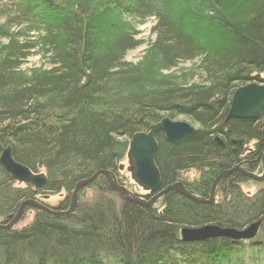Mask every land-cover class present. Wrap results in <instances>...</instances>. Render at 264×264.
Returning a JSON list of instances; mask_svg holds the SVG:
<instances>
[{
	"label": "trees",
	"instance_id": "trees-1",
	"mask_svg": "<svg viewBox=\"0 0 264 264\" xmlns=\"http://www.w3.org/2000/svg\"><path fill=\"white\" fill-rule=\"evenodd\" d=\"M71 1L66 11L57 0L14 2L16 15H2L24 30L6 34L8 42L0 48V143L10 146L14 160L32 173L44 170L47 183L38 192L31 186L15 188L0 165V220L7 222L37 194L65 192L57 210L67 211L78 182L103 170L117 176L132 137L166 117L188 118L200 129L176 142L157 135L162 189L180 183L182 173L206 171L200 184L183 183L208 200L213 181L238 162L239 152L232 151L229 138L246 136L260 148L264 144L255 123L226 119L238 89L264 82V0H250L239 19L223 13L225 0H199L206 23L215 26L220 40L212 50L158 9L157 2L167 0ZM126 16L154 18L152 49L162 62L174 68L201 60L211 84L168 87L124 102L106 99L107 85L141 44L135 35L120 31L119 21ZM40 47L51 68L25 81L22 63ZM246 180L237 172L225 177L222 198L213 205L170 191L159 209L126 200L99 176L79 192L72 214L36 210L23 229H0V264H264V227L252 241L180 240L183 228L242 230L264 220V191L246 195L241 189ZM92 188L95 194L87 200L84 193Z\"/></svg>",
	"mask_w": 264,
	"mask_h": 264
},
{
	"label": "rangeland",
	"instance_id": "rangeland-1",
	"mask_svg": "<svg viewBox=\"0 0 264 264\" xmlns=\"http://www.w3.org/2000/svg\"><path fill=\"white\" fill-rule=\"evenodd\" d=\"M23 1L24 0H0V48L8 42L7 37H5L6 34L16 35L17 33L20 34V32L24 30V28L17 29L13 26V24L6 23L4 17L2 16L6 13L7 15H10V17L16 15L14 13L15 11L13 3H23L22 6L28 5ZM28 2H31V4H38L40 0H28ZM57 2V5L60 6V9L63 8L62 10L65 11L68 10L67 5L70 6L72 4L71 0H57ZM160 2L162 1L157 2L159 5H161L158 7V9L172 17V19L178 25H182L184 27V31L192 35L201 44L212 50L214 49L215 43H220V40H218V38L215 36V26L213 27V25H208L206 23L207 14L206 12H204L205 10L203 9L202 3H200L199 0H167L165 2L163 1L164 3L162 4H160ZM249 3L250 0H225L222 10L223 13L233 15L236 19H239L243 16L242 7L248 5ZM119 23V29L121 32L123 31L124 33L135 35L141 44L137 49L127 54L125 60L126 67L120 69L119 71H116L114 80L109 83V86L107 85V89L109 90V88H111L112 91H109L106 99L109 100L110 98H112L113 100L114 98L115 101L124 102L133 95L144 94L149 91H158L168 87L190 85L207 86L211 84L210 76L205 71L204 63L201 60L195 62H182L174 68L168 67L162 62V59L158 55V53L152 49V45L155 41V35L153 33V27L155 25L154 18H145L142 20L126 16L120 19ZM50 68L51 66L49 63V55L46 53V49L40 47L39 49L33 51L30 57L26 59L24 63H22L20 74L25 81H30L34 75L45 72ZM252 83L256 82H250L249 84ZM262 84H264V82L260 83L259 85ZM229 94L230 92H228V94L225 96L224 105H226V103L228 102V99L230 97ZM174 121H182L189 124L191 123L194 128H196L197 130L200 129V126L198 124H195L188 118L176 117L174 118ZM254 144L255 147H259V145L255 141L252 142V145ZM126 155L127 153L124 154V158L120 163V170L117 176L114 174L113 175L117 180V183L120 186L125 187L133 196L140 197L148 201L154 195H149L131 180V176L127 172L128 161ZM255 165L256 172L255 174H253L257 177L264 178L263 163L258 162ZM240 169L243 170L242 168ZM205 172L202 173L198 170H191L189 172L187 171L180 175L179 181L182 182L183 185V182L187 183L188 185H194L198 182L200 184L203 180V175L206 174ZM36 174H45V171L39 169ZM216 180L217 178L211 185L208 200L210 199L212 186ZM222 180L215 187L216 202H219L222 198L221 194L219 193ZM14 187L23 189L27 188V185L20 184L15 181ZM184 187L189 194L199 199L205 200L204 198L191 193L185 185ZM241 189L246 195L253 196L258 192L264 191V180L258 182L247 179L241 184ZM33 190L35 189L33 188ZM95 191L96 188H92L89 191H86L84 193L85 198L87 200H91L93 195L95 194ZM66 197L67 195L65 192H61L57 195L46 196L37 194L36 200L41 204L49 207L50 209L54 208L56 211H58L57 208L63 201L66 200ZM80 198L81 195L78 196V200ZM163 198L160 199L152 207L160 209L162 206ZM35 212L36 209L32 208H30L28 211L25 210L19 222L12 229L15 228L20 230L31 224L34 220L36 214ZM4 221L5 220H0V223L3 224Z\"/></svg>",
	"mask_w": 264,
	"mask_h": 264
},
{
	"label": "water",
	"instance_id": "water-1",
	"mask_svg": "<svg viewBox=\"0 0 264 264\" xmlns=\"http://www.w3.org/2000/svg\"><path fill=\"white\" fill-rule=\"evenodd\" d=\"M227 120L240 119L249 121H264V84L252 83L238 89L232 98L231 107L227 114ZM196 129L189 123L182 121H174L170 118H163L160 122L150 126L147 132L135 134L130 143L127 152L128 168L127 172L131 176V180L149 195H154L146 201L143 198L133 196L125 187L117 183L114 175L110 171H99L92 177L78 182L75 186L71 197V205L65 212L56 211L49 208L37 200H26L21 205L15 215L8 217L5 224L0 223V229L11 230L19 222L27 207L36 209L52 216H64L72 214L78 204L79 192L85 187L91 185L99 176H104L111 189L117 192L126 200L141 204L147 207L154 206L160 199L165 197L170 191L177 192L185 197L196 201L213 205L215 204V187L218 183L234 172H240L246 178L261 182L264 178L257 177L253 173L241 170L235 167L224 172L214 182L209 200H202L189 194L182 183L162 189V177L159 168L156 165V154L159 144L157 135L162 133L168 142H176L184 137L194 136ZM264 138V129L262 131ZM215 141L222 147L225 146L218 137ZM247 143V139L232 141L231 144L242 145ZM0 165L10 175V177L27 186H31L36 191L41 190L47 183L46 174L32 173L28 168L16 162L12 155L10 146L4 147L0 143ZM264 166V165H263ZM264 177V176H263ZM264 227V220H260L250 226L240 230L234 228H223L216 225H206L198 228H183L180 231V240L183 243H201L216 239H229L232 241H252L259 235L260 230Z\"/></svg>",
	"mask_w": 264,
	"mask_h": 264
},
{
	"label": "flooded vegetation",
	"instance_id": "flooded-vegetation-1",
	"mask_svg": "<svg viewBox=\"0 0 264 264\" xmlns=\"http://www.w3.org/2000/svg\"><path fill=\"white\" fill-rule=\"evenodd\" d=\"M251 122L252 123H255L256 127L258 129L260 128L261 131H263V129H264V121L263 120H257V121H251ZM217 137L218 136H216L215 138H217ZM218 138L223 141V139H221L220 137H218ZM244 138L247 139V143H244L242 145L231 144L232 141H235V140L236 141H239V140L244 139ZM228 142H229L228 144L231 147L232 151L239 152V157H238V160H237L238 162L234 166V168L237 167V166H239L244 171H246V172H252V173L255 174V172H256V169H255L256 165L255 164L258 163V162H261L264 165V144H263V147L262 148L255 147V144L252 145V142H254V141L253 140L252 141L249 140L246 136H242L240 138H234V137H232V138H229ZM223 143L226 144L224 141H223ZM237 173H239L240 175H243L240 172H237ZM180 183H182V182H180Z\"/></svg>",
	"mask_w": 264,
	"mask_h": 264
},
{
	"label": "bare ground",
	"instance_id": "bare-ground-1",
	"mask_svg": "<svg viewBox=\"0 0 264 264\" xmlns=\"http://www.w3.org/2000/svg\"><path fill=\"white\" fill-rule=\"evenodd\" d=\"M207 200V199H206Z\"/></svg>",
	"mask_w": 264,
	"mask_h": 264
}]
</instances>
